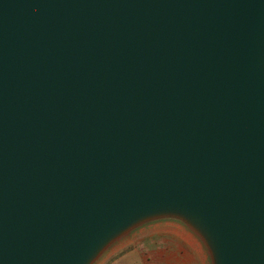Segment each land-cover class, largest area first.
I'll use <instances>...</instances> for the list:
<instances>
[{
  "label": "water",
  "instance_id": "1",
  "mask_svg": "<svg viewBox=\"0 0 264 264\" xmlns=\"http://www.w3.org/2000/svg\"><path fill=\"white\" fill-rule=\"evenodd\" d=\"M164 220L264 264V0H0V264Z\"/></svg>",
  "mask_w": 264,
  "mask_h": 264
},
{
  "label": "crops",
  "instance_id": "2",
  "mask_svg": "<svg viewBox=\"0 0 264 264\" xmlns=\"http://www.w3.org/2000/svg\"><path fill=\"white\" fill-rule=\"evenodd\" d=\"M155 229L153 232L142 233V250L122 253L109 264H209L203 246L197 243L196 248L191 240L184 239L183 232L164 230L161 227ZM182 246L185 247L187 257L180 253ZM164 253L171 256L165 257ZM170 258L173 259L169 263Z\"/></svg>",
  "mask_w": 264,
  "mask_h": 264
},
{
  "label": "rangeland",
  "instance_id": "3",
  "mask_svg": "<svg viewBox=\"0 0 264 264\" xmlns=\"http://www.w3.org/2000/svg\"><path fill=\"white\" fill-rule=\"evenodd\" d=\"M156 227L164 228V230L171 229L172 231H177V232L181 231L183 232L182 235L184 239L186 238L191 240L193 244L196 246V248H198L197 243L200 244L198 240L195 238V236L184 225L172 220L158 221L141 226L133 230L132 232H130L120 240L113 243L94 264H109L118 256H120L122 253L139 250V249L142 250V233L144 234V232L146 231L153 232L156 230L155 229ZM192 237L194 239H192ZM184 245L186 247V244ZM185 247L182 246L183 250H181L180 253L183 254V256L187 257ZM203 252L205 253L204 248H203ZM163 255L165 257L171 256V254H167V253H164ZM172 259L173 258H170L169 263L171 262Z\"/></svg>",
  "mask_w": 264,
  "mask_h": 264
}]
</instances>
